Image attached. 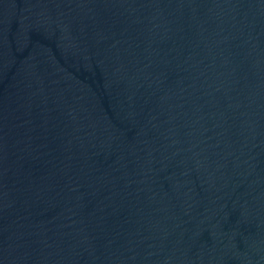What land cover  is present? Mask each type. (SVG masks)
I'll list each match as a JSON object with an SVG mask.
<instances>
[{"label": "water", "instance_id": "1", "mask_svg": "<svg viewBox=\"0 0 264 264\" xmlns=\"http://www.w3.org/2000/svg\"><path fill=\"white\" fill-rule=\"evenodd\" d=\"M0 264H264V0H0Z\"/></svg>", "mask_w": 264, "mask_h": 264}]
</instances>
